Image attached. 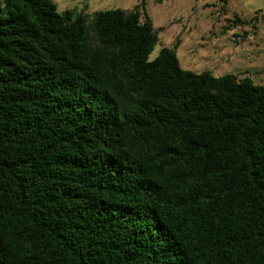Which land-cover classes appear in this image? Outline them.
<instances>
[{
	"label": "trees",
	"instance_id": "trees-1",
	"mask_svg": "<svg viewBox=\"0 0 264 264\" xmlns=\"http://www.w3.org/2000/svg\"><path fill=\"white\" fill-rule=\"evenodd\" d=\"M157 42L0 0V264H264V84Z\"/></svg>",
	"mask_w": 264,
	"mask_h": 264
},
{
	"label": "rangeland",
	"instance_id": "rangeland-1",
	"mask_svg": "<svg viewBox=\"0 0 264 264\" xmlns=\"http://www.w3.org/2000/svg\"><path fill=\"white\" fill-rule=\"evenodd\" d=\"M59 11L75 8L133 10L139 0H53ZM161 46L175 47L180 65L215 76H248L264 84V0H145ZM238 17L244 23H234Z\"/></svg>",
	"mask_w": 264,
	"mask_h": 264
}]
</instances>
